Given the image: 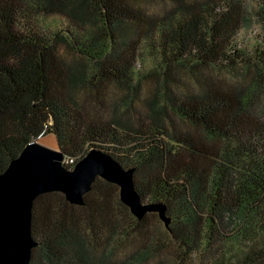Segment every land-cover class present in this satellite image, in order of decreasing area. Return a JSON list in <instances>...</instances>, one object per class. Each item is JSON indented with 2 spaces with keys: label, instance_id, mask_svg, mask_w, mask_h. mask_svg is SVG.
Returning <instances> with one entry per match:
<instances>
[{
  "label": "trees",
  "instance_id": "obj_1",
  "mask_svg": "<svg viewBox=\"0 0 264 264\" xmlns=\"http://www.w3.org/2000/svg\"><path fill=\"white\" fill-rule=\"evenodd\" d=\"M48 133L170 221L100 177L81 205L45 192L29 264H264V0H0V173Z\"/></svg>",
  "mask_w": 264,
  "mask_h": 264
},
{
  "label": "water",
  "instance_id": "obj_2",
  "mask_svg": "<svg viewBox=\"0 0 264 264\" xmlns=\"http://www.w3.org/2000/svg\"><path fill=\"white\" fill-rule=\"evenodd\" d=\"M37 138L28 142L0 173V264H29L35 246L32 206L38 195L59 191L68 202L81 205L97 177L119 187L120 200L137 219L147 212H156L168 228L170 219L165 205L141 201L133 168L122 167L111 155L97 149L89 150L72 168H67L61 150Z\"/></svg>",
  "mask_w": 264,
  "mask_h": 264
},
{
  "label": "rangeland",
  "instance_id": "obj_3",
  "mask_svg": "<svg viewBox=\"0 0 264 264\" xmlns=\"http://www.w3.org/2000/svg\"><path fill=\"white\" fill-rule=\"evenodd\" d=\"M214 73H215V76L218 77V78H225V77H228L230 75L229 72L227 70H225V69H215V72ZM183 78L186 79L187 77L184 75ZM119 94H120L119 91H117L114 87H111L109 85L104 86V88L102 89V92H101V95H102L103 99H105V100H106V98H115ZM96 110H97V106H95V105L94 106L93 105H89V111L90 112L95 113ZM174 121H175V124H177L183 130L185 128L186 129L189 128V126L188 125L186 126V124L182 120H178V119L175 118ZM40 138H42L40 140V142L42 140L45 141V140L51 139L53 141V145L52 146L47 145V146H49L51 148H55V149H58L59 148V146L57 144V141H56V138H55V136L53 134L48 133V134L40 135L37 138V140L40 139ZM43 144H45V143H43Z\"/></svg>",
  "mask_w": 264,
  "mask_h": 264
},
{
  "label": "bare ground",
  "instance_id": "obj_4",
  "mask_svg": "<svg viewBox=\"0 0 264 264\" xmlns=\"http://www.w3.org/2000/svg\"><path fill=\"white\" fill-rule=\"evenodd\" d=\"M42 138L38 139V141H40ZM42 143H45L46 145L52 146L53 145V141L51 139L45 140V141H41Z\"/></svg>",
  "mask_w": 264,
  "mask_h": 264
},
{
  "label": "built area",
  "instance_id": "obj_5",
  "mask_svg": "<svg viewBox=\"0 0 264 264\" xmlns=\"http://www.w3.org/2000/svg\"><path fill=\"white\" fill-rule=\"evenodd\" d=\"M63 162H65V163H73V159L64 160Z\"/></svg>",
  "mask_w": 264,
  "mask_h": 264
}]
</instances>
